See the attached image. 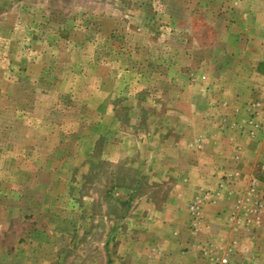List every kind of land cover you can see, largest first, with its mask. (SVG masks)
I'll list each match as a JSON object with an SVG mask.
<instances>
[{"label": "rangeland", "instance_id": "obj_1", "mask_svg": "<svg viewBox=\"0 0 264 264\" xmlns=\"http://www.w3.org/2000/svg\"><path fill=\"white\" fill-rule=\"evenodd\" d=\"M173 192L264 264V0H0V264H165Z\"/></svg>", "mask_w": 264, "mask_h": 264}, {"label": "crops", "instance_id": "obj_2", "mask_svg": "<svg viewBox=\"0 0 264 264\" xmlns=\"http://www.w3.org/2000/svg\"><path fill=\"white\" fill-rule=\"evenodd\" d=\"M178 195L176 193H172L170 195V198H169V204L171 206V211H170V216L172 217L171 219V223L170 225L168 226L172 232V234L174 235V240L173 242L174 243H171L173 245V248H172V255L171 256H168L167 258H165V264H208V261L206 259H202V255L201 254H194V252L192 253V248L195 249V251L198 252L197 250V245L196 243H199V242H196V237H195V240L192 238L193 236L196 235L197 233V230L194 229V228H190L188 226L187 223H183V230L185 233H187V235L190 237L189 239L185 238L184 241H179L176 239V237L178 236L179 237V233L182 229L181 225L178 223V217L180 216L177 211H173L172 208H173V203L178 201ZM175 204V203H174ZM160 209V212H157L159 213V217L158 219H155L152 215H148V214H145L144 215V219L143 221H140V224L138 225L139 228H144L145 229V220H150V221H147V222H150V225L146 228V231L148 230H153L154 228H159L160 225H161V222L163 220V217L165 214H163V210L161 208ZM156 215V213H155ZM122 218V217H121ZM143 218V217H142ZM122 221V219H120ZM127 232V229L125 230L124 233ZM198 234V233H197ZM123 243L124 242H121L120 246H123ZM130 244H127L126 246V250L125 252H123V250H121V255L120 256H116L114 259L117 264H120L122 262H127L128 264H153V261H154V258L153 255L155 256V254H158V249L159 248H156L155 247V244H147L146 245V250L144 251V255L145 256H141L139 254H136L135 253V248L137 246V242L133 241L132 244L129 246ZM200 246V244H199ZM198 246V249H200ZM178 247V248H177ZM131 248V250H130ZM181 249H183L182 251H180ZM157 251V252H156ZM161 252V251H160ZM177 253H178V256H177ZM130 254H131V257L132 258H128L130 257ZM170 258V261L169 259ZM173 258V259H172ZM172 259V260H171ZM207 263H206V261ZM115 263V264H116Z\"/></svg>", "mask_w": 264, "mask_h": 264}]
</instances>
